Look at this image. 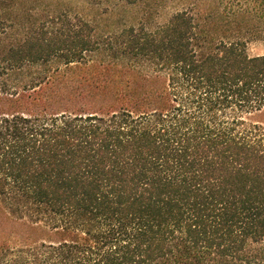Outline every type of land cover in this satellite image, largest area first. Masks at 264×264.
Wrapping results in <instances>:
<instances>
[{"label": "trees", "instance_id": "obj_1", "mask_svg": "<svg viewBox=\"0 0 264 264\" xmlns=\"http://www.w3.org/2000/svg\"><path fill=\"white\" fill-rule=\"evenodd\" d=\"M2 8L0 264H264V54L188 10L100 38Z\"/></svg>", "mask_w": 264, "mask_h": 264}, {"label": "rangeland", "instance_id": "obj_2", "mask_svg": "<svg viewBox=\"0 0 264 264\" xmlns=\"http://www.w3.org/2000/svg\"><path fill=\"white\" fill-rule=\"evenodd\" d=\"M2 3V18L16 29L36 12L69 13L91 22L100 38L119 33L131 25L145 24L148 28H155L177 12L188 10L199 26L204 46L229 35L245 41L249 55L264 54V21L254 15L233 17L222 14L216 9L214 0H135L121 4L90 0H2ZM256 120L264 122V110Z\"/></svg>", "mask_w": 264, "mask_h": 264}]
</instances>
